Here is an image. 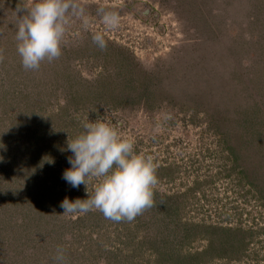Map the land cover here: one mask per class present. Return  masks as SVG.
<instances>
[{
  "label": "rangeland",
  "instance_id": "obj_1",
  "mask_svg": "<svg viewBox=\"0 0 264 264\" xmlns=\"http://www.w3.org/2000/svg\"><path fill=\"white\" fill-rule=\"evenodd\" d=\"M80 2L87 24L26 71L15 35L34 0H0V264H57L58 246L65 264H264V0ZM96 120L156 165L155 206L132 222L62 214L87 198L62 178L67 141Z\"/></svg>",
  "mask_w": 264,
  "mask_h": 264
},
{
  "label": "clouds",
  "instance_id": "obj_2",
  "mask_svg": "<svg viewBox=\"0 0 264 264\" xmlns=\"http://www.w3.org/2000/svg\"><path fill=\"white\" fill-rule=\"evenodd\" d=\"M27 13L24 15V13ZM107 29H116L120 17L115 11L97 10ZM15 39L17 53L26 71H38L43 62L52 63L62 55L65 35L73 17L84 19L85 8L80 0H34L30 8L20 10ZM93 44L106 50L102 32L92 36ZM0 49V63L4 61ZM169 117L166 115L165 119ZM83 133L68 139L67 151L71 168L62 178L72 187H85L86 199L67 197L61 202L62 214H86L99 211L113 222H132L144 211L155 206L154 190L158 185L156 165L151 157L137 154L134 141L120 135L114 126L96 120L83 124ZM97 181L89 193L88 185ZM64 248L58 246L54 260L65 264Z\"/></svg>",
  "mask_w": 264,
  "mask_h": 264
}]
</instances>
